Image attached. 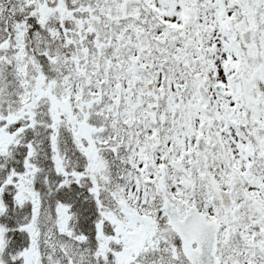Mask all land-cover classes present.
<instances>
[{"label": "snow or ice", "instance_id": "obj_1", "mask_svg": "<svg viewBox=\"0 0 264 264\" xmlns=\"http://www.w3.org/2000/svg\"><path fill=\"white\" fill-rule=\"evenodd\" d=\"M0 264H264V0H0Z\"/></svg>", "mask_w": 264, "mask_h": 264}]
</instances>
